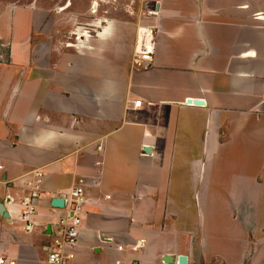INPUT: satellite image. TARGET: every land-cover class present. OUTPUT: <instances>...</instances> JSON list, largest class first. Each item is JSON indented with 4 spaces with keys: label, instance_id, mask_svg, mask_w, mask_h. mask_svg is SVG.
<instances>
[{
    "label": "crops",
    "instance_id": "1",
    "mask_svg": "<svg viewBox=\"0 0 264 264\" xmlns=\"http://www.w3.org/2000/svg\"><path fill=\"white\" fill-rule=\"evenodd\" d=\"M144 4L120 29L105 18L70 32L64 21L53 45L37 0H0V264H49L65 210L52 201L80 180L67 264H264V0ZM147 26L156 46L142 68L133 59ZM37 180L28 232L21 200Z\"/></svg>",
    "mask_w": 264,
    "mask_h": 264
},
{
    "label": "built area",
    "instance_id": "2",
    "mask_svg": "<svg viewBox=\"0 0 264 264\" xmlns=\"http://www.w3.org/2000/svg\"><path fill=\"white\" fill-rule=\"evenodd\" d=\"M148 16H157L156 9L147 11ZM155 28L147 26L139 29L138 45L133 59V65L148 68L153 61V52L156 46L154 38ZM142 106V101H135L134 107ZM3 167L0 166V169ZM40 175L37 174V177ZM39 180L36 181V187L29 191L21 200L22 220L25 223V229L28 232L34 230V217L37 213V201L40 197L38 188ZM85 181L80 180L79 184L67 193L65 197V210L55 225L53 241L50 246L46 247L48 251L49 264H67L71 254L70 252L76 249L79 245L80 230L82 224V216L86 203L85 197ZM144 240L138 242L132 247L133 251H138L143 248ZM122 249V247H120ZM4 263V260L1 261ZM11 264H15L12 262Z\"/></svg>",
    "mask_w": 264,
    "mask_h": 264
},
{
    "label": "rangeland",
    "instance_id": "3",
    "mask_svg": "<svg viewBox=\"0 0 264 264\" xmlns=\"http://www.w3.org/2000/svg\"><path fill=\"white\" fill-rule=\"evenodd\" d=\"M67 0H37V10L41 11L39 16L42 24V29L47 33V38L51 41L53 45L58 43V37L61 33L58 32L60 27L62 28V23L65 21L66 29L69 31H75L77 28H82V31L88 32L89 24L91 19L102 20L105 19L113 23L116 28H123L125 24H130L139 19L142 10L144 0H99L98 5L94 4L95 13H91V0H81L82 2L76 4V1L70 0L72 3L70 9L66 13L65 18L64 12L59 14V10L64 7ZM152 10V9H151ZM92 11V8H91ZM61 15V16H60ZM99 20V21H100ZM101 25H94L93 29H98ZM94 30L93 34L96 33ZM63 37L65 41L74 42V36L70 34ZM46 38V39H47ZM3 55V60L7 59V54L4 51L0 53Z\"/></svg>",
    "mask_w": 264,
    "mask_h": 264
},
{
    "label": "water",
    "instance_id": "4",
    "mask_svg": "<svg viewBox=\"0 0 264 264\" xmlns=\"http://www.w3.org/2000/svg\"><path fill=\"white\" fill-rule=\"evenodd\" d=\"M187 102H188V104H193V105H198V106L205 105V101H203V100L189 99ZM145 152L150 153L151 148L147 147L145 149ZM65 197H66V195H62L60 197L53 199V201H52L53 207L58 208V209L64 208L65 207ZM0 210L2 211L3 216L5 218L9 217L8 213L5 212L3 205L0 206ZM178 260H179V264H187L188 258H187V256H180L178 258ZM164 261H165V263H172L174 261V258H172L170 256H165Z\"/></svg>",
    "mask_w": 264,
    "mask_h": 264
}]
</instances>
